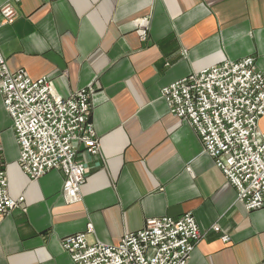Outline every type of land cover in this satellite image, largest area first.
<instances>
[{
	"label": "crops",
	"instance_id": "0c3cea01",
	"mask_svg": "<svg viewBox=\"0 0 264 264\" xmlns=\"http://www.w3.org/2000/svg\"><path fill=\"white\" fill-rule=\"evenodd\" d=\"M16 7L14 23L0 27L8 69L49 79L63 98L89 91L100 149L91 156L77 145L86 178L81 201L65 204L60 172L30 181L20 169L0 95L8 194L23 199L0 222V264H73L65 237L116 245L147 219L186 213L202 234L188 264H264V209L246 211L236 201L191 125L161 96L224 61L253 57L264 76V0H19ZM141 19L149 23L144 41L135 26ZM258 128L264 134V116Z\"/></svg>",
	"mask_w": 264,
	"mask_h": 264
},
{
	"label": "built area",
	"instance_id": "2783aa9c",
	"mask_svg": "<svg viewBox=\"0 0 264 264\" xmlns=\"http://www.w3.org/2000/svg\"><path fill=\"white\" fill-rule=\"evenodd\" d=\"M19 0L0 6V27L12 25ZM136 32L146 40L149 23L141 19ZM0 95L11 120L18 147L17 163L30 181L60 172V197L65 204L81 201L85 167L76 160L77 145L99 153L90 123V92L81 89L63 98L47 78L32 80L11 72L0 52ZM168 112L186 121L197 134L203 152L234 189L246 211L264 209V76L253 57L224 61L192 73L161 90ZM5 162L0 152V222L19 207L22 197H9ZM214 232H220L213 226ZM87 233L92 231L90 225ZM202 234L193 216L150 218L139 231L124 234L116 245L88 242L85 234L65 237L61 246L73 264H188ZM228 243L226 235L221 236Z\"/></svg>",
	"mask_w": 264,
	"mask_h": 264
},
{
	"label": "bare ground",
	"instance_id": "6f19581e",
	"mask_svg": "<svg viewBox=\"0 0 264 264\" xmlns=\"http://www.w3.org/2000/svg\"><path fill=\"white\" fill-rule=\"evenodd\" d=\"M17 5V4H16ZM1 29V28H0ZM190 75V74H189Z\"/></svg>",
	"mask_w": 264,
	"mask_h": 264
},
{
	"label": "rangeland",
	"instance_id": "374dc122",
	"mask_svg": "<svg viewBox=\"0 0 264 264\" xmlns=\"http://www.w3.org/2000/svg\"><path fill=\"white\" fill-rule=\"evenodd\" d=\"M4 159V158H3ZM5 166V165H4Z\"/></svg>",
	"mask_w": 264,
	"mask_h": 264
}]
</instances>
